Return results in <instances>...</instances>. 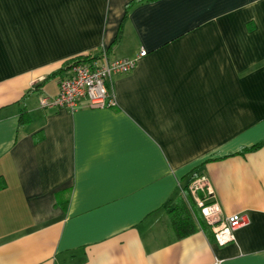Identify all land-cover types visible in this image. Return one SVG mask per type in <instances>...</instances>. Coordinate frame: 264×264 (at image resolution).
Returning <instances> with one entry per match:
<instances>
[{
    "label": "crops",
    "instance_id": "0c3cea01",
    "mask_svg": "<svg viewBox=\"0 0 264 264\" xmlns=\"http://www.w3.org/2000/svg\"><path fill=\"white\" fill-rule=\"evenodd\" d=\"M140 50L114 106L40 105ZM195 176L233 242L176 236ZM0 264H264V0H0Z\"/></svg>",
    "mask_w": 264,
    "mask_h": 264
},
{
    "label": "built area",
    "instance_id": "2783aa9c",
    "mask_svg": "<svg viewBox=\"0 0 264 264\" xmlns=\"http://www.w3.org/2000/svg\"><path fill=\"white\" fill-rule=\"evenodd\" d=\"M146 55L140 50L134 58L110 59L106 52L99 57L70 62L58 82V93L53 98L42 97L40 105L49 104L58 108L75 110L82 106L103 108L114 106L115 99L111 85L113 77L127 74L135 69L139 58ZM82 102H85L83 104ZM188 191L199 208L203 220L211 229L217 244L223 245L235 240L234 232L248 223L245 213L224 216L213 190L204 176L193 179Z\"/></svg>",
    "mask_w": 264,
    "mask_h": 264
},
{
    "label": "trees",
    "instance_id": "16d2710c",
    "mask_svg": "<svg viewBox=\"0 0 264 264\" xmlns=\"http://www.w3.org/2000/svg\"><path fill=\"white\" fill-rule=\"evenodd\" d=\"M100 55L101 53L98 55L87 54L84 56L75 57L71 61H68L65 64V67L72 61L88 60L90 58L99 57ZM27 121L28 117L26 113L21 112L20 123H25ZM196 177L197 176H195L193 179H195ZM185 190L186 196L187 198H189V202L181 197L175 207L170 210L171 224L178 238H182L189 234H192L199 228H202L206 231L209 230V227L206 225L205 221L202 218L199 208L194 204L193 198L191 197L187 187Z\"/></svg>",
    "mask_w": 264,
    "mask_h": 264
}]
</instances>
